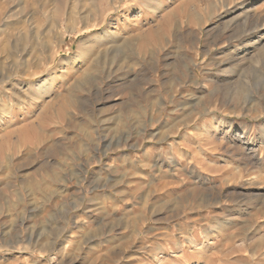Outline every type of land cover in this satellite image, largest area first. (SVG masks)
I'll use <instances>...</instances> for the list:
<instances>
[{
  "label": "rangeland",
  "instance_id": "1",
  "mask_svg": "<svg viewBox=\"0 0 264 264\" xmlns=\"http://www.w3.org/2000/svg\"><path fill=\"white\" fill-rule=\"evenodd\" d=\"M0 264H264V0H0Z\"/></svg>",
  "mask_w": 264,
  "mask_h": 264
}]
</instances>
